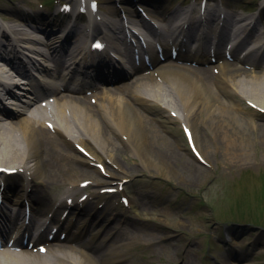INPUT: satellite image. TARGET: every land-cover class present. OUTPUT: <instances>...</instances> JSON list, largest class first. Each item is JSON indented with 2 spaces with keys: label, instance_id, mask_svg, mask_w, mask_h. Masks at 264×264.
Instances as JSON below:
<instances>
[{
  "label": "bare ground",
  "instance_id": "1",
  "mask_svg": "<svg viewBox=\"0 0 264 264\" xmlns=\"http://www.w3.org/2000/svg\"><path fill=\"white\" fill-rule=\"evenodd\" d=\"M115 1L119 4L133 3L131 0ZM137 1L146 6L149 17L161 22L158 37L164 40L173 29L166 16L179 13L173 8H161V1L164 0ZM226 5L229 6L228 3ZM109 9L111 11L101 17V26L120 31L115 8ZM262 11L264 13V8ZM9 14L16 15L13 9H10ZM130 16L132 28L143 34L134 19L135 15ZM14 19L4 21V30L9 31L19 49L28 50L44 60L42 74L45 80L42 81L43 84L52 86L49 97L54 98V101L47 104V109L37 105L38 99L26 101L21 104L17 114H4L3 120L0 118V166L17 168L18 172L13 177L1 178L0 174V181L4 183L0 231L4 233L10 227L22 225L26 234L38 233L37 240H50L57 249L50 251V256L54 258L50 262L40 256H12L3 253L0 254V264H129L130 259L124 258L127 253L123 242L125 237L137 232V229L133 220L122 222L117 219L118 215L113 220L107 216L108 208L112 206L113 209V200H106L100 209L88 208L87 205L73 208L70 215L76 213V220L72 225L75 231L68 232L61 240L60 237L66 230L57 227L53 218L44 219L51 194L42 195V191L28 190V184L19 188L18 181L20 178L26 180V172H29L30 181L42 188L66 182L73 185V180L65 176L71 161L88 166L93 160H97V163L106 165L108 173L114 168L126 171L116 159L117 153L124 148H128L138 158L142 169H153L160 174L167 168L175 170L173 166L182 160V156L159 129L160 121L156 110L174 112V120L186 125L198 156L208 165H211L208 149L221 147L241 151L247 145L250 133H255L253 139L264 143V123H257L242 105L245 99L264 109V71L245 69L249 65L246 58L231 54L234 62L244 66L230 64L223 54L218 55L213 62L180 56L178 59L184 64H164L160 59H155L152 69L143 68L140 70L143 73L132 72L126 77L107 79V86L99 82L89 86L86 91L92 94L90 98H95V104H91L88 94H84L85 87L75 92L67 87L66 81H61L60 76L54 74V69L60 64L49 53L52 54L61 44V32L48 29L40 32L34 29L30 32L22 25L23 18L15 16ZM182 20L183 24L187 23L185 17ZM82 32L84 30L80 31L76 41L84 40L85 33ZM262 37L260 34L257 41ZM109 44L117 46L114 40ZM77 52L78 48L71 43L65 65L61 67L67 71L65 76L69 75L68 71L76 61ZM165 57L170 59L169 55ZM51 62L54 65L49 64ZM252 66L256 68L260 64ZM3 68L0 63V79H12ZM214 69L218 70L217 74L213 73ZM120 82L123 83L117 85ZM20 83L16 80L12 82L7 98L17 100V93L11 89L19 87ZM44 120L53 124L52 131L42 126ZM105 132L111 138L106 137ZM113 142L119 147L114 146ZM71 143L83 147L91 159ZM236 157L240 158L238 154ZM243 157V160L247 159L244 154ZM194 159L197 163L201 162L198 158ZM179 164L189 175L198 169L187 161L182 160ZM131 171L124 172L127 174L125 177H131L128 175L133 173ZM132 187L131 182H126L127 190ZM12 207L18 210H11L9 213L8 209ZM25 208L29 209L28 224H23ZM130 211L134 214L140 212L136 206ZM143 216L149 217L146 214ZM54 228L57 229L55 234L52 233ZM83 229L85 236L81 240L80 233ZM48 234L52 236L51 239ZM227 242L233 251L236 242L230 234ZM222 264L231 263L223 261Z\"/></svg>",
  "mask_w": 264,
  "mask_h": 264
},
{
  "label": "rangeland",
  "instance_id": "2",
  "mask_svg": "<svg viewBox=\"0 0 264 264\" xmlns=\"http://www.w3.org/2000/svg\"><path fill=\"white\" fill-rule=\"evenodd\" d=\"M44 1L0 0V16L6 21L12 20L14 16H10V9L15 13L19 9L21 14L16 15L24 18L27 5L39 16L43 13L40 4ZM112 1L101 0V7H109ZM227 1L236 11L241 7L233 4L247 3L257 9L262 3L257 4L256 0ZM124 8L133 11L132 6L124 5ZM34 19L39 20L38 17ZM24 28L34 31L25 25ZM167 114H160L159 129L172 142L181 159L198 169L189 175L181 168L180 160L174 164L175 170L167 168L160 174L153 169H142L138 158L128 148L117 153L118 163L133 173L128 174L131 177H125L126 171L114 168L110 174L125 177L132 183L130 202L140 211L126 215L147 220L143 216L146 214L150 220L148 223L134 221L137 232L127 239L132 262L264 264V143L253 139L255 133H250L249 141L241 151L221 147L208 149L211 165L205 166L197 163L189 153L178 124L165 117ZM254 117L257 123H264V116ZM104 135L111 138L108 132ZM114 146L119 147L116 143ZM243 154L247 156L246 160H243ZM73 168L74 175L82 176L78 179H85L81 173L84 167L75 165ZM229 234L236 242L233 251L227 242Z\"/></svg>",
  "mask_w": 264,
  "mask_h": 264
},
{
  "label": "snow or ice",
  "instance_id": "3",
  "mask_svg": "<svg viewBox=\"0 0 264 264\" xmlns=\"http://www.w3.org/2000/svg\"><path fill=\"white\" fill-rule=\"evenodd\" d=\"M97 46H99V45H97Z\"/></svg>",
  "mask_w": 264,
  "mask_h": 264
}]
</instances>
